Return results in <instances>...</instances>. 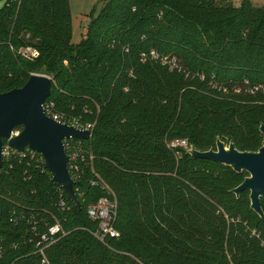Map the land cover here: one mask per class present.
<instances>
[{
  "label": "trees",
  "instance_id": "trees-1",
  "mask_svg": "<svg viewBox=\"0 0 264 264\" xmlns=\"http://www.w3.org/2000/svg\"><path fill=\"white\" fill-rule=\"evenodd\" d=\"M32 74L53 79V113L92 125L74 187L81 210L64 196L59 208L39 155L4 158L0 264H42L36 244L56 222L48 264H264V221L248 191L231 193L247 174L187 153L217 140L261 147L264 92L248 89L264 86V6L108 0L74 45L69 0H0V93ZM176 140L188 148H170ZM101 198L116 205V239L100 241L87 217Z\"/></svg>",
  "mask_w": 264,
  "mask_h": 264
},
{
  "label": "water",
  "instance_id": "water-1",
  "mask_svg": "<svg viewBox=\"0 0 264 264\" xmlns=\"http://www.w3.org/2000/svg\"><path fill=\"white\" fill-rule=\"evenodd\" d=\"M53 79L44 74H32L19 89L0 93V165L3 142L18 152L28 148L38 153L44 169L52 181L58 184L67 201L81 210V203L75 193L67 164L63 141L67 139L88 140L89 131L58 123L44 113L43 105L50 96ZM21 129L19 134L13 132ZM264 136V124L260 126ZM193 158L206 160L231 168L236 173H245L244 181L231 191L236 197L249 192L250 209L264 221V140L257 152H240L232 143L226 145L217 140L215 149L199 152L192 148L187 151Z\"/></svg>",
  "mask_w": 264,
  "mask_h": 264
},
{
  "label": "built area",
  "instance_id": "built-area-1",
  "mask_svg": "<svg viewBox=\"0 0 264 264\" xmlns=\"http://www.w3.org/2000/svg\"><path fill=\"white\" fill-rule=\"evenodd\" d=\"M20 52H21L22 56H24L25 58H35L37 56V52L31 48L22 49V50H20ZM244 84L248 85V81H245ZM259 91L264 92V86H262V85L250 86L248 89V92L251 94H253L255 92H259ZM236 92H239V90H237ZM43 110H44V113L46 114V116H48L49 118H51L52 120H54L58 123L65 124L68 126H72L76 129H79L82 131H89L90 132L92 129V125L81 124L77 120H68L67 121V120L63 119L58 114H55L51 111L50 105H46V106L43 105ZM18 134H19V132L17 130H15L13 132V136H16ZM81 141H83V140L67 139V140L63 141V145H64L66 155L69 158L67 168H68L69 174H70V176L74 182H75V180L77 178V174L79 172V160L82 158L81 157L82 150H81V143H80ZM168 146L170 148H183V149L188 148L187 142L185 140L173 141ZM27 153H29L32 156L33 155H39L38 153H36V152H34L28 148H25L22 152H18L16 150L10 148L8 146L7 142L5 141V144H3L2 160L4 158H9L12 155L19 156V157H25ZM39 157H40V160H41V162L43 164V168H44L43 159L40 155H39ZM63 196L66 199V196L63 193L62 188L60 187V199L58 202V206L61 210L64 211V210H66V201H65V199H63ZM86 214L90 220L96 221L98 223V228H97V231L95 232V236L100 241H103L106 238L116 239L119 237V232L114 227V221H115V217H116V205L114 202H112L111 200H109L107 198H101L95 204L88 206V208L86 210ZM62 233L63 232H62L61 225L58 222H56L54 225L50 226L45 233H43L39 236L36 247L38 249V253L40 254V256L42 258V264H48V261L46 259V255H45V250L49 246H51L56 241L58 235H61Z\"/></svg>",
  "mask_w": 264,
  "mask_h": 264
},
{
  "label": "rangeland",
  "instance_id": "rangeland-1",
  "mask_svg": "<svg viewBox=\"0 0 264 264\" xmlns=\"http://www.w3.org/2000/svg\"><path fill=\"white\" fill-rule=\"evenodd\" d=\"M108 0H69L71 14V42L80 44L90 22V15L98 13L103 4ZM241 0H227L232 5H238ZM255 7L264 6V0H251ZM20 132V129L17 130Z\"/></svg>",
  "mask_w": 264,
  "mask_h": 264
},
{
  "label": "crops",
  "instance_id": "crops-1",
  "mask_svg": "<svg viewBox=\"0 0 264 264\" xmlns=\"http://www.w3.org/2000/svg\"><path fill=\"white\" fill-rule=\"evenodd\" d=\"M235 6H238V5H235Z\"/></svg>",
  "mask_w": 264,
  "mask_h": 264
}]
</instances>
